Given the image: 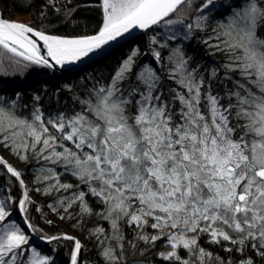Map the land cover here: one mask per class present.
Masks as SVG:
<instances>
[{"label": "snow or ice", "instance_id": "snow-or-ice-1", "mask_svg": "<svg viewBox=\"0 0 264 264\" xmlns=\"http://www.w3.org/2000/svg\"><path fill=\"white\" fill-rule=\"evenodd\" d=\"M96 7V29L71 36L46 31L55 0L38 26L0 9V58L53 76L147 36L108 78L64 85L71 107L59 92L55 111L47 93L0 95V148L24 165L0 155V264H58L64 241L65 264H89L80 238L45 230L50 214L93 243L96 264H264V0Z\"/></svg>", "mask_w": 264, "mask_h": 264}, {"label": "trees", "instance_id": "trees-1", "mask_svg": "<svg viewBox=\"0 0 264 264\" xmlns=\"http://www.w3.org/2000/svg\"><path fill=\"white\" fill-rule=\"evenodd\" d=\"M7 13L11 17H25L28 16L30 21L28 23L39 25V13L45 10V5L50 3V0H32V7H21L19 6V0H2ZM99 0H55L56 8L60 11L56 12L54 9H47V16L44 19V24L47 26L46 31L53 35H64L71 36L87 32L91 34L97 27L100 21V10L96 7ZM68 8L74 9L71 15L65 18V12ZM147 42V36H142L138 41L131 43L127 49L119 52L117 55H111L107 58L96 59V62L91 63L84 71L80 73L66 74L61 77L59 74L53 76V74L45 69H41L35 66H27V62L21 61L20 64H15L0 58V95L12 96L13 93L19 92L27 100L31 95L40 92L44 95V106L49 111H55L57 105L55 103L54 94L59 92L60 105L63 106L67 101L68 106L71 107L72 93L63 90L64 85L71 84L74 86L75 91L81 90V77L89 74L95 76L97 79L108 78L113 69L118 63L128 54L130 48L140 47L144 52L147 51L145 44ZM142 59H144L142 57ZM49 97H52L50 100ZM0 153L11 159L13 164L17 167H24L22 164H18L14 157L10 156L4 149L0 148ZM27 181L31 180V176H25ZM14 180V178H13ZM6 182L7 177L0 173V195L6 194ZM15 182V181H14ZM19 191V185L13 189V195H16ZM38 200L42 201L43 197H37ZM45 211H48L45 209ZM35 215H39L36 213ZM49 218L54 220L53 225H45L46 231L68 233L70 235L78 236L83 244L86 246L87 251L82 252L81 259H86L89 264H96L98 257L96 256V249L91 241L84 238V234L73 230L71 223L67 221H60L58 217L49 215ZM42 223V221H41ZM102 226L107 228V222L100 221ZM95 226V222L91 221L88 227ZM159 243V242H158ZM203 243V242H202ZM63 247L58 254V264H65L69 260L67 253L70 251L72 245L71 241H64ZM205 247H208L205 245ZM165 250L163 245L160 249ZM209 251L218 253L221 256L227 257V253L219 248L210 247ZM239 255V254H236ZM155 260V264H159V260L151 257Z\"/></svg>", "mask_w": 264, "mask_h": 264}, {"label": "water", "instance_id": "water-1", "mask_svg": "<svg viewBox=\"0 0 264 264\" xmlns=\"http://www.w3.org/2000/svg\"><path fill=\"white\" fill-rule=\"evenodd\" d=\"M0 9H2L3 10V12H4V15L6 16V18L7 19H9V20H12V21H19V19L18 18H16V17H11L8 13H7V11H6V9H5V7H4V5H3V2H2V0H0ZM20 22H22V21H20ZM142 36H138L136 39H134V40H129V41H121V43L119 44V45H117V44H115V43H113V46L111 47V48H109L108 49V54H106V55H103V56H101V57H99V58H107V57H109V56H111V55H114V54H116L119 50H121V49H124V47L126 46V45H129V44H131V43H133V42H136V41H138L140 38H141ZM42 43V42H41ZM96 59H98V58H96ZM91 63H93V62H91ZM91 63H89V64H91ZM88 64V65H89ZM87 65V66H88ZM86 66V67H87ZM67 74V73H66ZM66 74H64V75H66ZM63 75V76H64ZM62 76V77H63ZM76 236V235H75ZM78 237V236H77Z\"/></svg>", "mask_w": 264, "mask_h": 264}, {"label": "rangeland", "instance_id": "rangeland-1", "mask_svg": "<svg viewBox=\"0 0 264 264\" xmlns=\"http://www.w3.org/2000/svg\"><path fill=\"white\" fill-rule=\"evenodd\" d=\"M16 18L19 19V21H22L24 23H28L30 21V18L28 16H25V17H20V16H17ZM13 164V163H11ZM13 166H16V164H13ZM17 167V166H16ZM25 180L27 181V179L25 178ZM79 238V237H78ZM82 241V240H81ZM83 243V242H82Z\"/></svg>", "mask_w": 264, "mask_h": 264}, {"label": "bare ground", "instance_id": "bare-ground-1", "mask_svg": "<svg viewBox=\"0 0 264 264\" xmlns=\"http://www.w3.org/2000/svg\"><path fill=\"white\" fill-rule=\"evenodd\" d=\"M3 2V1H2ZM4 5V4H3ZM130 45V44H129ZM129 45H126L125 47H124V49L123 50H125V49H127L128 48V46ZM122 51V49L121 50H119L117 53H116V55L119 53V52H121ZM87 67H85L84 68V70L86 69ZM0 155H3V154H1L0 153ZM6 159H8L9 160V163H12V161H11V159L10 158H8L7 156H5V155H3Z\"/></svg>", "mask_w": 264, "mask_h": 264}]
</instances>
